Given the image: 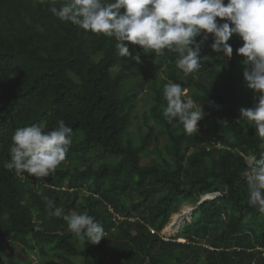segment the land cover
Returning <instances> with one entry per match:
<instances>
[{
    "label": "trees",
    "instance_id": "obj_1",
    "mask_svg": "<svg viewBox=\"0 0 264 264\" xmlns=\"http://www.w3.org/2000/svg\"><path fill=\"white\" fill-rule=\"evenodd\" d=\"M64 2L0 0V252L11 246L17 256L0 264L31 263L19 244L39 248L44 264H264V213L250 204L244 176L247 158L264 154V137L239 120L256 103L236 54L239 37L229 41L230 60L209 38L192 73L167 50L144 53L129 43L137 64L119 57L114 37L59 20L50 8ZM169 82L202 105L198 129L209 138L165 119ZM57 119L73 128V142L55 172L37 179L3 168L16 128L47 130ZM44 197L67 215L93 216L105 238L91 244L72 233L48 214ZM184 203L197 207L192 220L162 240L159 231Z\"/></svg>",
    "mask_w": 264,
    "mask_h": 264
},
{
    "label": "clouds",
    "instance_id": "obj_2",
    "mask_svg": "<svg viewBox=\"0 0 264 264\" xmlns=\"http://www.w3.org/2000/svg\"><path fill=\"white\" fill-rule=\"evenodd\" d=\"M50 11L63 22L114 37L119 57L137 64L141 62L140 55L130 51L129 43L140 46L144 53L162 55L167 50L176 55V66L186 73L201 66L205 59L201 55L202 46L209 38L211 50L230 60L233 47L229 41L238 36L242 45L236 54L244 58L243 79L256 100L253 107L239 110V120L251 122L256 133L264 137V0H65L59 8L53 6ZM163 95L167 101L163 111L165 119L169 123L178 121L186 133L196 134L198 122L206 115L202 105L187 97L178 83H167ZM72 136L73 128L63 119H57L55 126L47 130L41 124L18 127L12 132L8 147L10 158L3 163V168L16 175L48 177L66 159ZM244 176L250 204L264 213V154L250 158ZM218 194H202L199 202ZM44 200L48 214L67 221L71 232L81 239L99 244L105 238L102 224L93 216L77 212L67 215L51 198L44 197ZM196 209L192 208V217ZM191 220L184 221L172 234L162 232L163 227L160 238L164 240L162 235H166L168 239L164 241H169Z\"/></svg>",
    "mask_w": 264,
    "mask_h": 264
},
{
    "label": "rangeland",
    "instance_id": "obj_3",
    "mask_svg": "<svg viewBox=\"0 0 264 264\" xmlns=\"http://www.w3.org/2000/svg\"><path fill=\"white\" fill-rule=\"evenodd\" d=\"M132 131H134V127L132 128ZM198 132L199 133H201V135H204L206 138H209V136L208 135H206L201 129H198ZM207 141H208V139H207ZM149 155V156H148ZM144 156H145V160L147 161L148 160V158L150 157V154L147 152V153H145L144 154ZM250 158L251 157H248L247 158V160H248V162L250 163ZM196 207V205L195 204H191V203H184L181 207H180V209H179V211L177 212V213H175V214H172L171 216L172 217H170V220H169V222L164 226V228L162 229V232L164 231L166 234H172V233H169V232H167L166 230H167V227H168V225L172 222V219H173V217L175 216V215H177V214H180V213H185V208H187L186 210H189V212H188V214L186 215V216H188V217H190V218H192V214H191V212H192V208H195ZM196 211V210H195ZM180 212V213H179ZM195 213V212H194ZM190 218H188V219H190ZM188 219H186V220H188ZM181 225V224H180ZM180 227V226H179ZM179 229V228H178ZM174 237V236H173ZM178 241H183V239H181V240H178ZM20 246H22V248H23V254L26 256V254L30 257V260H31V263L30 264H44V262H45V260H44V258H43V256H41L40 254H41V251H39V248L38 249H35L33 252H30V246L28 245V244H24V245H21V244H19ZM11 247V246H10ZM10 247H8V246H6V245H3V247H2V249H1V251L2 252H0V258H2V259H7V258H9V257H12V256H14V258H13V260H16V257L17 256H15V255H13V251L10 249ZM13 247H15L14 245H13ZM20 251V250H19ZM26 253V254H25Z\"/></svg>",
    "mask_w": 264,
    "mask_h": 264
},
{
    "label": "bare ground",
    "instance_id": "obj_4",
    "mask_svg": "<svg viewBox=\"0 0 264 264\" xmlns=\"http://www.w3.org/2000/svg\"><path fill=\"white\" fill-rule=\"evenodd\" d=\"M186 209L187 208H185V210H184L185 213L183 212V213L177 214L173 217L172 222L167 227V230H166L167 232L174 233L178 230L179 224L187 217L186 215L189 212V210H186Z\"/></svg>",
    "mask_w": 264,
    "mask_h": 264
},
{
    "label": "built area",
    "instance_id": "obj_5",
    "mask_svg": "<svg viewBox=\"0 0 264 264\" xmlns=\"http://www.w3.org/2000/svg\"><path fill=\"white\" fill-rule=\"evenodd\" d=\"M209 140V142L210 143H214V140L213 139H208ZM216 144V143H215ZM217 146H218V144H216ZM109 210L111 211V212H113V215L116 217V218H120V216L119 215H116L115 213H114V211H113V209L112 208H109ZM150 232L151 233H154L155 232V230L153 229V228H150ZM162 238L164 239V240H167L168 239V236H166V235H162Z\"/></svg>",
    "mask_w": 264,
    "mask_h": 264
}]
</instances>
